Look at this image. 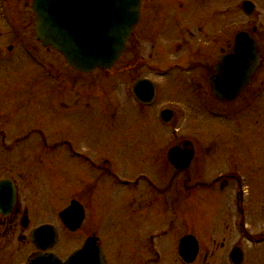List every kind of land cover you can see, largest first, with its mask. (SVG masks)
Here are the masks:
<instances>
[{
	"label": "flooded vegetation",
	"instance_id": "flooded-vegetation-1",
	"mask_svg": "<svg viewBox=\"0 0 264 264\" xmlns=\"http://www.w3.org/2000/svg\"><path fill=\"white\" fill-rule=\"evenodd\" d=\"M20 4L29 12L18 11ZM23 15L30 21L23 22ZM33 21L31 0H0V264H25L35 254L64 261L80 246L63 247L73 234L80 241L94 239L97 264H264V0H140L128 59L112 72L132 79L183 78V87L190 88L193 126L201 123L208 130L211 124L212 132L207 139L194 134L169 141L163 133L154 154L135 171L126 170L128 156L122 153H137L135 142L143 144L142 137L102 134L89 139L112 146L117 153L111 164L80 139L61 133L66 127L72 134L66 120H54L61 126L55 130L52 120L45 124L38 117L34 92L40 65L58 78L64 71H56L48 57L53 50L37 39ZM238 33L250 36L255 47H245L251 53L239 56V63L220 65L233 54ZM232 67L245 80L235 97L221 101L212 94L211 82ZM54 88L44 87L50 115L55 107H72L53 100L54 93L71 87ZM23 92H29L28 99ZM71 93L79 99L87 94ZM185 141L190 142L191 160L184 168L173 166L168 148ZM56 153L65 168L51 164ZM71 200L83 211L73 232L59 217ZM203 203L209 206L207 215L199 213ZM198 217L208 220L201 231ZM42 224L56 229L57 241L40 248L32 232Z\"/></svg>",
	"mask_w": 264,
	"mask_h": 264
},
{
	"label": "rangeland",
	"instance_id": "rangeland-1",
	"mask_svg": "<svg viewBox=\"0 0 264 264\" xmlns=\"http://www.w3.org/2000/svg\"><path fill=\"white\" fill-rule=\"evenodd\" d=\"M21 12H29V7L23 8L22 4L17 6V10ZM28 18V19H27ZM30 21L29 15H23L22 20L25 22V20ZM144 46L141 45V51L144 53ZM49 58H51L56 66L61 68L65 72L67 70V67L63 63V60L55 53L51 52L48 55ZM128 57L127 55L124 56L122 59V62L124 60L127 61ZM23 71H26V68H22ZM119 74H114L113 76H117ZM71 80L74 81L73 85H76L77 87L83 89L86 91L88 95H92L95 91L100 92L103 91L102 88L105 86H108L109 83L112 81L109 79L108 81L104 82V77L99 76L96 72L87 76H82V75H75L73 73L68 74ZM99 76V77H98ZM123 77V78H122ZM122 82L127 83L129 81L128 77L122 76ZM38 89L35 90L34 96H35V101L38 103V111L42 113L43 115L40 116L43 119V122L46 124L47 120H52L51 122H54L55 125V130H60L61 126H59L54 120H59L61 121L66 120L69 129L71 130L72 134L74 133L75 135H72L70 131L65 127V129L61 133H67V137L71 138H77L80 139L83 143V146L85 147H91L92 152L94 155H104L106 156L109 160L110 163L113 164L115 160V153H117L115 150L112 149V146L108 142H104L103 140L99 139V143L95 145L90 141L89 139H93L95 135L104 137L102 134H121V135H127L130 138H133V140L140 141V138H143V144H140L139 142H135V150H139L137 153L132 154L133 151H124L122 154L125 156H128L124 158V162L126 165V170L127 171H135L137 170L140 166H144L143 162L141 161L144 157H148L151 154H154L152 152V149L154 147L158 148V138H164L163 133L167 134L171 131L174 133L177 131V136L178 135L182 136L184 135L185 138H192L194 134H198L196 137H201V139H207L208 136L211 135L212 132V125L210 124L207 129H202L201 128V123L196 124V128L193 126V116L191 112V103L192 100H190V96L188 93V88L183 87V82L184 79L182 78H177L175 79L174 77H168V78H160V89L158 92V98L156 99V104L152 106L151 109L150 107L147 108H141L137 111V113L132 109L130 105L127 103H121L115 99H119V94H116L117 96L114 97V99H108L104 98L102 100L99 97H92L93 102L90 101L87 97L82 96L80 99L75 97L71 91L65 93L61 92L59 95L55 96V93L53 95V100L54 102H65L68 106H72L71 108L76 107L78 105H82L85 102L90 103L91 109H79L75 111H71L72 109L64 108L66 110H63V112L57 110L53 111L54 114L47 116L46 112L48 111V108L45 109L44 103H46L49 99L46 98V90L44 89L45 86L49 85V81L42 76V74H38ZM120 79V78H119ZM175 80V81H172ZM172 81V82H170ZM6 82L7 86L13 85V81L11 77L8 74V77H6ZM95 82V83H92ZM166 86V87H165ZM165 87V88H164ZM58 92V88H54ZM116 92L115 90H113ZM29 92H23L22 96L28 99ZM36 94V95H35ZM125 97L128 98L129 94L127 92L124 93ZM12 95L15 96L13 93ZM57 97V98H56ZM111 97V96H110ZM77 101H79V104ZM104 101L103 105H108L110 109H112L115 113L114 119H113V113L110 114V116L107 118L108 111L102 106V102ZM76 104V105H75ZM168 107V108H174L176 110V114L174 116V120L170 121L169 123L166 124V128L164 131H162L160 125V122L156 116L157 114V108L159 107ZM30 107V105H29ZM83 107V105L81 106ZM85 107V106H84ZM130 107V108H129ZM80 108V107H79ZM69 110V111H68ZM68 111V112H66ZM199 113L202 114V111L197 110ZM111 112V111H110ZM104 113V114H103ZM117 114V115H116ZM48 117V118H47ZM107 118V119H106ZM205 118V116H204ZM202 123H206L205 121H202ZM89 125L88 128L87 126ZM108 127V128H107ZM47 128L46 135L49 134V128ZM219 131L221 134H224V129L222 126L219 127ZM80 136V138L77 137V135ZM232 137V135H231ZM48 139V137H47ZM169 141L170 139H173V137H170L168 135L165 140ZM148 140V141H147ZM93 141V140H92ZM174 142V141H172ZM75 145V144H74ZM96 149H98L100 152H98ZM55 162L51 163L55 167H64V162L62 161V158L59 157V154H55ZM252 159V157H250ZM37 198V197H36ZM215 207L219 206V203L215 200L212 202ZM209 211V206L206 204H202L199 208V213L207 215ZM214 211V216L216 217L218 215L217 210ZM199 221V226L198 229L201 231L202 228H205L206 221H208L205 218L198 217ZM217 222V221H216ZM89 223H91V219L89 220ZM264 223V221H263ZM195 224V223H194ZM218 242L221 240V238H217ZM78 238H65L63 240V247H67L69 250L73 247H76L78 245Z\"/></svg>",
	"mask_w": 264,
	"mask_h": 264
},
{
	"label": "water",
	"instance_id": "water-1",
	"mask_svg": "<svg viewBox=\"0 0 264 264\" xmlns=\"http://www.w3.org/2000/svg\"><path fill=\"white\" fill-rule=\"evenodd\" d=\"M137 4V0H34L33 9L36 14L35 23L38 37L44 44H50L56 48L66 61L78 70L90 71L97 66L106 68L112 64L123 48V42L136 17ZM88 25H102L103 44L97 46L93 51L87 50L84 45L88 38L82 28L88 27ZM223 81L224 79L221 78L220 83ZM235 86L236 89L239 88V85ZM236 93V91L227 93L220 87L219 92L214 94L225 99V97H232ZM168 115L169 113L165 115V118ZM175 151V149L170 150V158ZM70 209L69 214L73 212L75 216L80 214L76 207L74 209L72 206ZM46 227L43 226L36 230V235L53 236ZM185 239H182L183 243ZM91 246L92 244H86L65 264L93 262L94 260L90 257ZM52 263L60 264L56 258L45 255L32 259L29 264Z\"/></svg>",
	"mask_w": 264,
	"mask_h": 264
}]
</instances>
